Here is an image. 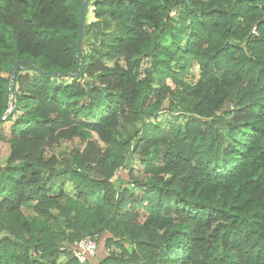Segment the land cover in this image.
Here are the masks:
<instances>
[{"label":"trees","instance_id":"obj_1","mask_svg":"<svg viewBox=\"0 0 264 264\" xmlns=\"http://www.w3.org/2000/svg\"><path fill=\"white\" fill-rule=\"evenodd\" d=\"M83 1L0 0V264H264V0Z\"/></svg>","mask_w":264,"mask_h":264},{"label":"rangeland","instance_id":"obj_2","mask_svg":"<svg viewBox=\"0 0 264 264\" xmlns=\"http://www.w3.org/2000/svg\"><path fill=\"white\" fill-rule=\"evenodd\" d=\"M167 40H169V38L167 37ZM199 78V69L197 65H194L189 73L188 76H186L183 81L185 82V84L187 85H193L194 83L197 82ZM60 82H58L59 84ZM168 84L170 85V87L172 88V90H174V95H180V96H184V97H189V91L187 88H181V87H175L174 84H172L170 81H168ZM165 105L167 106V102L165 103ZM182 110V106L178 107V110ZM13 109L12 104H10L9 107V111ZM169 116L170 117V124L169 123H160V125L162 126L161 129H149V136L151 138H153V142L159 143L162 141H169L172 142L175 146L176 149L179 150V147L177 146V139H176V133L179 131V128L181 127L183 120H182V115L178 114V113H165V111L160 115V119L159 121L161 122L163 119V116ZM70 143L67 146H64V150H69V148L71 147ZM62 149V150H63ZM8 154V143H7V138L4 134L0 135V165H2L7 157ZM65 193L70 196V197H75V193H74V189L73 186L71 184H67L65 187ZM24 209V208H23ZM25 213H28V211L26 209L23 210ZM145 222H147L148 224L151 225H155V226H163L165 224V220L161 219V218H156V217H152L149 219H146ZM99 251H102L101 247V243H98ZM62 260V259H61ZM60 262V261H59Z\"/></svg>","mask_w":264,"mask_h":264},{"label":"built area","instance_id":"obj_3","mask_svg":"<svg viewBox=\"0 0 264 264\" xmlns=\"http://www.w3.org/2000/svg\"><path fill=\"white\" fill-rule=\"evenodd\" d=\"M253 34L257 35L255 29L253 30ZM61 250L69 251L71 256L79 263H85L97 254V244L94 240L87 238L74 242L72 245L63 246Z\"/></svg>","mask_w":264,"mask_h":264},{"label":"water","instance_id":"obj_4","mask_svg":"<svg viewBox=\"0 0 264 264\" xmlns=\"http://www.w3.org/2000/svg\"><path fill=\"white\" fill-rule=\"evenodd\" d=\"M91 0H84L81 4L80 7V13H79V23H78V38H77V59L79 64L81 63L80 58H81V54H82V34H83V28H84V23H85V18H86V12H87V8L88 5L90 3ZM18 69V64L15 63V69L13 71V75L10 79V83H9V91L11 90L13 81H14V77L16 75V71ZM80 69V66H79ZM79 74V70L76 71V73L74 74V76H78ZM52 76H55V73H51ZM68 76H72V75H68ZM7 114V113H6ZM5 114V115H6Z\"/></svg>","mask_w":264,"mask_h":264}]
</instances>
